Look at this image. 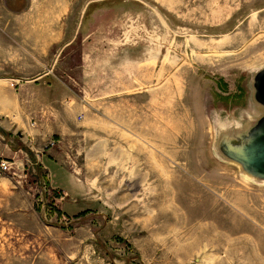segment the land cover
Wrapping results in <instances>:
<instances>
[{"label":"rangeland","instance_id":"1","mask_svg":"<svg viewBox=\"0 0 264 264\" xmlns=\"http://www.w3.org/2000/svg\"><path fill=\"white\" fill-rule=\"evenodd\" d=\"M16 44L88 115L110 99L140 106L103 120L100 153L97 136L53 135L55 158L22 151L16 164V131L0 128V264H264V181L217 148L220 128L260 114L264 0H0L10 101ZM130 56L163 67V118L147 92L118 95Z\"/></svg>","mask_w":264,"mask_h":264},{"label":"crops","instance_id":"2","mask_svg":"<svg viewBox=\"0 0 264 264\" xmlns=\"http://www.w3.org/2000/svg\"><path fill=\"white\" fill-rule=\"evenodd\" d=\"M17 38L16 35V40ZM13 62H16V100L13 98L10 101L6 97L5 88L9 86L8 76L0 74V128L12 133L16 131V143L10 144L8 148L10 154L16 153V164L18 160H21L20 152L22 151H25L30 159L31 153L35 157L41 156L39 152L43 154L47 152L50 158H55L52 146L45 149L46 144L50 143L53 146L57 144L56 141L51 140L53 135L97 136L100 153L103 120L110 121V125L114 121V126L117 127L118 121L132 118L128 110L130 106L133 108L137 103L140 106V102L135 103L133 98L124 101L110 99L108 115L101 112L88 115L85 97L82 94L73 96L70 92L68 93L66 82L51 77L49 70H42L38 64L39 57L35 52L22 51L20 44H16V57ZM117 65L119 67L115 71L116 78L123 87L118 95H132L131 92L134 90H138L140 95L142 92H147L150 99L148 102H151L150 115H158L156 119L161 118L162 115L163 118L164 69L159 68L158 58L146 60L130 56L118 62ZM30 88L43 89L44 94L33 97ZM112 104L114 107L117 105L118 109L114 110ZM138 119L141 118L138 117ZM89 122H91V128ZM1 129L0 134L5 136ZM110 130L112 131L113 128L111 127ZM58 140L60 141L59 138Z\"/></svg>","mask_w":264,"mask_h":264},{"label":"water","instance_id":"3","mask_svg":"<svg viewBox=\"0 0 264 264\" xmlns=\"http://www.w3.org/2000/svg\"><path fill=\"white\" fill-rule=\"evenodd\" d=\"M252 97L260 114L244 126L218 130L217 148L226 159L237 163L249 176L264 181V65L256 69Z\"/></svg>","mask_w":264,"mask_h":264},{"label":"built area","instance_id":"4","mask_svg":"<svg viewBox=\"0 0 264 264\" xmlns=\"http://www.w3.org/2000/svg\"><path fill=\"white\" fill-rule=\"evenodd\" d=\"M10 167H11V164L8 160L1 159L0 160V175L9 171Z\"/></svg>","mask_w":264,"mask_h":264}]
</instances>
